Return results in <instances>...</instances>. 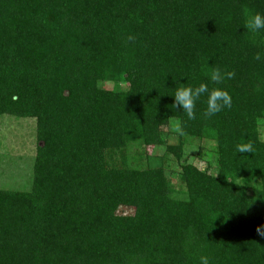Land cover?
Wrapping results in <instances>:
<instances>
[{"label": "trees", "instance_id": "16d2710c", "mask_svg": "<svg viewBox=\"0 0 264 264\" xmlns=\"http://www.w3.org/2000/svg\"><path fill=\"white\" fill-rule=\"evenodd\" d=\"M256 12L264 0H0V116L37 125L31 190L0 189V264H264ZM215 67L235 72L230 109L171 108L174 80L198 86ZM193 139L216 174L189 162ZM151 146L177 165L150 166Z\"/></svg>", "mask_w": 264, "mask_h": 264}, {"label": "rangeland", "instance_id": "374dc122", "mask_svg": "<svg viewBox=\"0 0 264 264\" xmlns=\"http://www.w3.org/2000/svg\"><path fill=\"white\" fill-rule=\"evenodd\" d=\"M112 84H106L105 88H112ZM176 126L171 129L165 128L166 134H170L168 142L177 144ZM172 131V132H171ZM261 135L264 140V121H261ZM37 152V125L33 119H18L11 116H0V189L30 191L33 183L34 161ZM146 153L150 157V166L160 167L169 164L170 168L175 167V158L166 153L163 147H148ZM161 155H167L166 162ZM185 155L191 164L198 168H204L206 163L212 164L210 172L216 174L215 156L212 152L211 143L200 142L193 139L185 149ZM166 157V156H165ZM164 157V158H165ZM179 170V167H176ZM172 180L177 184L178 177L173 176ZM120 215H131L133 209L121 207Z\"/></svg>", "mask_w": 264, "mask_h": 264}, {"label": "clouds", "instance_id": "9594fccd", "mask_svg": "<svg viewBox=\"0 0 264 264\" xmlns=\"http://www.w3.org/2000/svg\"><path fill=\"white\" fill-rule=\"evenodd\" d=\"M244 28L251 33H260L264 31V13L256 12L250 15L245 22ZM260 58V55L257 54L256 59L259 60ZM234 76L235 72L233 71H224L219 67H215L212 68L210 72L208 82H201L198 86L179 83L178 80H174L173 78V80L176 81V87L173 90V94L169 95L173 97L174 100L171 108L179 109L180 113L186 116L188 120H195L197 118L198 103L206 105L203 112L205 118H212L225 109H230L233 103L232 96L230 92L226 88L221 87V85L225 80L233 79ZM236 151L237 154L253 153L254 148L251 143L241 144L237 145ZM257 232L261 237H264V231L258 228ZM199 264H214V260L209 255H201L199 257Z\"/></svg>", "mask_w": 264, "mask_h": 264}]
</instances>
